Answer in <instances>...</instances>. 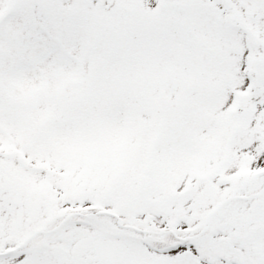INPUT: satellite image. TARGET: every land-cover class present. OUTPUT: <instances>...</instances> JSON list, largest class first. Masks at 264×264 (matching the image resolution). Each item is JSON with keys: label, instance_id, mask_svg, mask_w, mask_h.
<instances>
[{"label": "snow or ice", "instance_id": "6c2138e0", "mask_svg": "<svg viewBox=\"0 0 264 264\" xmlns=\"http://www.w3.org/2000/svg\"><path fill=\"white\" fill-rule=\"evenodd\" d=\"M0 264H264V0H0Z\"/></svg>", "mask_w": 264, "mask_h": 264}]
</instances>
